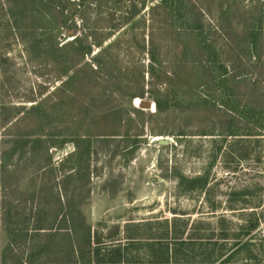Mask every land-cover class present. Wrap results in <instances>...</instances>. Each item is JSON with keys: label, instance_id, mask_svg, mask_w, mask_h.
I'll return each instance as SVG.
<instances>
[{"label": "rangeland", "instance_id": "1", "mask_svg": "<svg viewBox=\"0 0 264 264\" xmlns=\"http://www.w3.org/2000/svg\"><path fill=\"white\" fill-rule=\"evenodd\" d=\"M167 234L264 264V0H0V264Z\"/></svg>", "mask_w": 264, "mask_h": 264}, {"label": "trees", "instance_id": "2", "mask_svg": "<svg viewBox=\"0 0 264 264\" xmlns=\"http://www.w3.org/2000/svg\"><path fill=\"white\" fill-rule=\"evenodd\" d=\"M156 103H157L156 106H157L158 110L160 111L161 110L160 102L157 101ZM182 179L186 180L184 178H182ZM204 183H205V181H204ZM167 237H168V234L166 235V237L164 236V238H162V240L159 241L157 246H156L159 250V253H160L159 257H161V258H156L155 260H153V262H151L149 264H213L214 259H220L222 257V256L221 257L218 256L217 258H214L213 260H211L215 256V250H214V252H213L214 256L212 255V257H210V258H201L200 260H202V263H198V262H196L197 258H192L190 256L191 255L190 251H194V248H195V246L192 244L191 241H188L187 239H183V238L179 239L177 237H175V238H167ZM181 237H182V235H181ZM170 241H172V242H170ZM244 245H243V248L241 247L243 252L246 251V249L248 248V246L246 244H244ZM154 248L155 247H152V250ZM197 248H198L199 252H201V253H205L207 251V247L204 244L198 245ZM247 251H248V249H247ZM118 252L120 253V251H118ZM90 254H92V253H90ZM93 256L94 257L97 256V258H98L99 250L95 249V251H93ZM97 263L98 264H106L107 262L99 260V261H97ZM109 263H111V264H122V263L123 264H139L138 262H130V261L127 263H124L121 256L109 261Z\"/></svg>", "mask_w": 264, "mask_h": 264}, {"label": "water", "instance_id": "3", "mask_svg": "<svg viewBox=\"0 0 264 264\" xmlns=\"http://www.w3.org/2000/svg\"><path fill=\"white\" fill-rule=\"evenodd\" d=\"M139 108L142 110L150 111V110H153L154 105L151 102H147L145 100H142L141 104L139 105ZM159 144L162 146H166L169 144V141L168 140H159Z\"/></svg>", "mask_w": 264, "mask_h": 264}]
</instances>
